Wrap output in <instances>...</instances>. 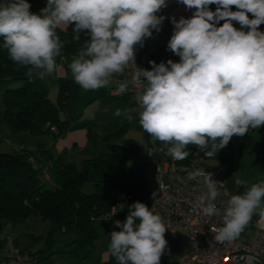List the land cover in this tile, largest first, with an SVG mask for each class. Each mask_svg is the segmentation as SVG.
Returning a JSON list of instances; mask_svg holds the SVG:
<instances>
[{
	"label": "clouds",
	"instance_id": "1",
	"mask_svg": "<svg viewBox=\"0 0 264 264\" xmlns=\"http://www.w3.org/2000/svg\"><path fill=\"white\" fill-rule=\"evenodd\" d=\"M179 2L195 9L190 18H172L168 50L179 62L149 61L151 70L135 63V48L142 47L153 30H161L165 17L157 13L166 7V0H47L40 14L30 11L28 0H4L0 37L12 61L27 66L29 77L35 73L43 78L56 70V58L64 47L56 29L74 24V39L79 40L82 32L88 36L69 65L80 87H106L114 74L135 66L131 79L120 83L116 94L127 92L130 84L140 85L135 96L139 107L117 109L114 114L131 121L130 113L138 111L142 129L154 142H162L173 160L186 159L188 145L213 158L234 135L242 137L250 128L264 125V31L259 27L264 24V0ZM212 4L215 11L209 8ZM188 178L198 182L202 178L207 189L196 205L203 216H222V226L210 229L216 241L237 238L256 209L264 216V181L231 195L221 213L215 201L224 182L213 180L212 173L203 169ZM235 183L240 186L244 181ZM223 194L228 195L226 190ZM129 209L123 224L116 221L122 230L111 233L110 254L118 264H161L168 229L161 215L139 201Z\"/></svg>",
	"mask_w": 264,
	"mask_h": 264
},
{
	"label": "trees",
	"instance_id": "2",
	"mask_svg": "<svg viewBox=\"0 0 264 264\" xmlns=\"http://www.w3.org/2000/svg\"><path fill=\"white\" fill-rule=\"evenodd\" d=\"M4 0H0L3 3ZM31 5L30 11L36 13L37 4L47 5V0H28ZM216 5H209L215 11ZM233 11L237 9L235 6ZM168 8L162 9L157 16L165 17L161 30L153 34L158 36L159 44L150 61L168 50V43L174 31V25L168 18ZM249 18H253L249 14ZM223 21H221V24ZM235 27L240 25L233 21ZM260 30L264 31L263 24ZM74 24L67 28L71 41L62 40L64 47L62 53L65 56L78 54L85 42L88 40L86 32H82L80 39H74ZM174 62H179V57L174 53L168 57ZM28 67L15 63L9 57L7 49L3 47V38L0 37V86L20 84V87L7 90L3 101L5 112L3 119L10 130L17 134L25 133L32 136H53L59 139L62 134L70 131L69 121H63L60 115L70 106V86L66 78L60 79L58 102L50 99L47 86V77L40 78L35 73L29 77ZM125 94V93H124ZM124 94L122 96H124ZM121 98V97H120ZM133 104V101H132ZM134 105V104H133ZM55 127L59 134L52 132ZM119 131L105 137V141L118 140L123 134ZM92 143L99 140L95 127L88 129ZM148 146L160 141H153L149 135ZM2 140L0 139V147ZM231 140L227 146L217 154L228 160V150ZM46 145L38 144L27 146L16 150L14 155L5 154L0 151V232L6 222L20 223L31 216H38L52 223L51 233L71 234L74 240L70 244L72 253L79 257L80 251L89 249V256L95 248L98 238L94 227L95 219L105 216L114 206L118 193L132 194L137 198L146 192V182L139 175L140 166L130 169L126 166L127 161L137 151L136 145L131 141L123 144L107 143V153L100 154L95 158H87L79 168L75 164L64 163L61 159H54ZM35 150L36 165L30 162L31 153L28 149ZM198 147L188 145L186 151L190 155L184 160H178L180 164H189L198 153ZM144 151V149H143ZM53 163L51 169L52 183L57 184L53 190L45 189L41 181V170L45 162ZM42 179V180H41ZM87 184L93 187L92 194L81 191ZM139 202L147 203L146 199ZM126 210H130L129 207ZM53 235V234H52ZM8 237V236H7ZM6 237V238H7ZM6 238L0 245V264L7 259ZM30 254V253H29ZM34 258V255H31ZM36 260V258H34Z\"/></svg>",
	"mask_w": 264,
	"mask_h": 264
},
{
	"label": "rangeland",
	"instance_id": "3",
	"mask_svg": "<svg viewBox=\"0 0 264 264\" xmlns=\"http://www.w3.org/2000/svg\"><path fill=\"white\" fill-rule=\"evenodd\" d=\"M45 7V5L37 4L35 6L36 14H40V10ZM56 32L60 40L70 41L68 36L61 34L60 31ZM77 56L78 54L65 56L61 52V55L56 58L58 64L68 70L67 81L70 86V106L64 111H61V117L72 123L79 122L77 125L79 127L85 124H88L90 127H96L95 129L100 135V139L97 141V145H93L92 148L85 151V156L88 159L107 153V143L108 145L123 144L127 141L134 143L137 151L127 161L126 166L136 170L142 163L143 149L148 146L149 134L140 126L137 111L130 113L133 116L131 121L127 120L124 115L116 116L114 114L117 109H120L122 112L127 109H135L131 103L133 97L131 95H124L121 98H113L109 94V85L96 90H84L74 81L69 67ZM62 57H64V60H62ZM59 84L60 81L57 78H55V83L49 80L47 84L50 99L55 103L58 102ZM19 87L20 84L0 86V139L2 140L0 151L9 155L16 153L15 146L17 145L25 144L32 146L43 144L49 138V136H32L25 133L17 134L5 124L3 119L5 112L4 94L7 90H13ZM127 98H131V101ZM122 129L124 132L118 140L111 142L104 140V137L119 131L122 132ZM247 133L242 137L233 136L231 148L229 149V160L227 161L223 159L222 155L218 154L213 158H208L205 156L204 151L198 149V158L222 175L229 183L230 189L236 195L243 194L252 184L264 181V143L261 140V136H257L256 140H251L254 151L251 154L245 152L246 154L244 156L242 147L244 142L248 141ZM261 133L263 135V132ZM74 160V162H79L75 158ZM78 167L80 168V165ZM237 179L244 181V184L237 186L235 183ZM41 182L47 190H53L57 187L55 183H49L44 180ZM81 191L89 195L93 193V187L91 184H87ZM146 205L149 207L148 203ZM262 207H264V201H262ZM129 211L124 210L112 219H95L94 227L98 238L95 241V248H93L94 250L90 256L89 249H86L82 250V252L80 251L78 254L79 257H75L70 247L74 236L60 232L52 233L53 235L50 234L52 230L51 221L34 215L20 223L6 222L3 230L0 232V245L3 244L7 236H10L15 243H19L21 251L25 253L29 251L36 256L35 264H118L108 250L111 233L122 230L121 227L116 225V221H120L123 224L129 215ZM260 211L261 209H256L250 222L244 231L240 233L241 236L253 232L257 227L258 220L260 218L264 219V216L260 215ZM187 237L188 235L186 233L181 237L185 245L187 244ZM181 238L177 234L165 233L167 248L161 257V264H177L176 255L180 253L179 251L182 246ZM6 254L4 253L5 256Z\"/></svg>",
	"mask_w": 264,
	"mask_h": 264
},
{
	"label": "built area",
	"instance_id": "4",
	"mask_svg": "<svg viewBox=\"0 0 264 264\" xmlns=\"http://www.w3.org/2000/svg\"><path fill=\"white\" fill-rule=\"evenodd\" d=\"M159 40L156 34L144 40L143 46L137 45L135 48V63L144 69L151 70L149 61L158 48ZM135 71V66H130L124 71V80L116 81L120 83L130 80ZM130 95L133 97L135 109L139 106L135 101V96L140 90V85L130 84ZM118 88V87H117ZM117 88L110 90V96L120 98L123 94L117 95ZM138 112V111H137ZM139 115V113H138ZM52 132L59 134L53 127ZM23 149V148H21ZM31 153L30 162L36 165L35 150L28 149ZM53 163L47 161L41 170L44 181L52 183L51 169ZM198 169H203L206 173H212V179L224 182L221 195L217 197L215 203L221 213L227 207V201L231 195H236L229 187L227 180L216 170L201 161L198 156L194 157L189 164H180L178 160H173L167 154V147L162 144L153 143L143 151V160L140 166L139 175L146 182V192L140 194L139 201L146 199L149 208L155 209L160 214L163 222L168 228L165 233L177 234L182 237L184 233L188 235L187 244L182 241L180 253L176 257L177 264H264V219L260 218L257 227L253 232L245 236L239 235L231 241L218 242L215 240V233L210 229L222 226V216L205 217L197 202L204 196L207 189L202 178L197 180L189 179V173ZM160 183L164 188H160ZM228 195H224V191ZM156 192L155 198L153 193ZM136 197L124 192L118 193L114 206L102 218L112 219L120 212L132 205ZM123 206V207H121ZM7 259L3 264H35V259L31 254L21 251L13 238H6Z\"/></svg>",
	"mask_w": 264,
	"mask_h": 264
},
{
	"label": "crops",
	"instance_id": "5",
	"mask_svg": "<svg viewBox=\"0 0 264 264\" xmlns=\"http://www.w3.org/2000/svg\"><path fill=\"white\" fill-rule=\"evenodd\" d=\"M164 8L169 9L168 18L171 21H172V18H175L176 20H179L181 17L190 18L192 16L193 12L195 11V9H191V10L187 9L184 4L179 2V0H166V7L161 8L160 11ZM159 12L157 13V15L159 14ZM68 26L67 25L61 26V27L57 28L56 31H60L61 34L68 36L70 38V41H71L72 39L68 35V32H67ZM160 27H163V26L161 25ZM263 27H264V24H263ZM62 40L63 39H61L60 41H62ZM171 53L172 52L170 50L165 51L164 53L158 55L153 61H155L157 64H159L162 61L167 63L168 57L171 55ZM62 60H64V57H62ZM56 63H57L56 70L51 75L46 76L47 77V84H48L49 80L55 83V78H57L58 80L63 79V78L68 79V70H66V68L64 66L59 65L57 59H56ZM113 76L114 77L111 78V82L109 84V94H110L111 89L118 87L116 81H123L124 80V72L114 74ZM129 90H130V86H129ZM129 90L127 92H125L124 95H130ZM127 99L131 101V98H127ZM131 103H132V101H131ZM62 120L63 121H69L63 117H62ZM69 122L71 124L70 131L62 134L59 139H56L53 136H49V138L46 137V138H48V140H47V142H43V143L46 145V147H45L46 150L51 152L54 159H56V160L61 159L64 163H67V164L72 163V164H75L77 166L80 165V167H81L83 161L85 159H87L85 156L86 155L85 151L89 150V148H92L93 145H97L98 142H96V143L91 142L90 137H89V133H88V129L90 128V126L88 124H85L84 126L79 127V126H77L79 124V122H75V123H72L71 121H69ZM261 132H263V135ZM97 134H98V132H97ZM257 136H259V137L261 136V140L264 143V125L260 126L259 128H256V129H252V128L249 129V131L247 133V140L248 141L244 142V145L242 147L243 148L242 153L244 156L246 154L245 152L251 154L252 151H254L253 145L251 144V140H256ZM98 137L100 139L99 134H98ZM232 138H231V144H232ZM49 141H50V143H49ZM22 145L23 144L15 146L16 150L21 149ZM230 148H231V146H230ZM263 153H264V149H263ZM78 156H80V157H78ZM197 156H198V153H197ZM74 158L77 159L79 162H74L75 161ZM263 159H264V154H263ZM228 160H229V150H228ZM15 244L17 245L18 248L20 247L19 243H15ZM26 253H30L31 255H33V253L29 252V251ZM177 256H178V254L176 255V257ZM34 258H36V256H34ZM35 262H36V260H35Z\"/></svg>",
	"mask_w": 264,
	"mask_h": 264
}]
</instances>
